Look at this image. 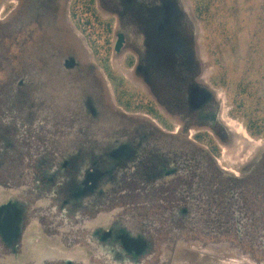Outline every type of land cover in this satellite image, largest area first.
<instances>
[{
    "label": "rangeland",
    "instance_id": "374dc122",
    "mask_svg": "<svg viewBox=\"0 0 264 264\" xmlns=\"http://www.w3.org/2000/svg\"><path fill=\"white\" fill-rule=\"evenodd\" d=\"M72 1L0 0V264L86 212L91 264H264V0H94L104 65Z\"/></svg>",
    "mask_w": 264,
    "mask_h": 264
},
{
    "label": "flooded vegetation",
    "instance_id": "af4514ba",
    "mask_svg": "<svg viewBox=\"0 0 264 264\" xmlns=\"http://www.w3.org/2000/svg\"><path fill=\"white\" fill-rule=\"evenodd\" d=\"M148 108H149V112L147 115L149 116L153 115L154 112H153L152 102L151 103L149 102ZM240 133L242 134L244 138H248L244 132H240ZM207 146L210 147L208 144ZM92 178L93 176L91 173L85 175L86 182L92 181ZM72 211H74V209ZM89 216L90 215L86 212L83 216H81L80 214L78 218L72 215L65 216L68 221H62V219L60 218L54 220V222L52 221L51 224L53 223L52 224L53 228L51 227L52 235H50L52 237L47 238L46 240L41 238L42 241L40 242V244H36V245H44L48 247L51 254L47 258L40 259L38 263L40 264L41 263L42 264H91L92 237L86 230V226H87V225L85 226L86 220L83 219L85 217L89 218ZM81 218L82 220H79ZM213 219H214V216H213ZM40 225L41 227L47 226L44 224L42 220H40ZM6 229H7L5 232L6 236L10 235L12 231V224H9L6 227ZM43 233L46 235L48 234L47 232H44V231ZM106 234L107 233H102L101 237L99 236L94 237V239H99V243L103 242L105 243L106 246L110 245V246H114V248L116 247L115 249L111 247V249H114L115 252H112V253L105 252V253H100L97 255L103 258L104 260H112V262H114L115 259L117 260L120 259L121 261L127 260V261L133 262L134 260H137L144 256H146L147 260L151 256H153L152 252L149 251V249L147 248L144 249V244H148L144 240H142L141 242L138 238H133V239L124 238L123 240H120L119 238H117L116 240H112L113 238L111 237L109 238L105 236ZM147 240L149 241V239ZM48 241H50V243ZM126 241L127 243H125ZM76 247H79V248H76ZM120 250H123V252H121ZM142 250L144 251L142 252ZM108 254L111 255V259L107 258ZM118 262L120 261H117V263L115 261L114 263L118 264ZM102 264H106V263H102ZM126 264H131V263L126 262Z\"/></svg>",
    "mask_w": 264,
    "mask_h": 264
},
{
    "label": "trees",
    "instance_id": "16d2710c",
    "mask_svg": "<svg viewBox=\"0 0 264 264\" xmlns=\"http://www.w3.org/2000/svg\"><path fill=\"white\" fill-rule=\"evenodd\" d=\"M70 12L73 22L75 23L77 28L81 30L82 33L86 36L88 44L92 49L94 59L100 65L106 64L108 61L109 54L108 45L109 35L111 33L112 28L111 24L103 20V18H101L100 16H98L94 6V0H73L70 7ZM195 13L199 20H206L204 17H206L209 13L208 2L202 4L199 2V0H195ZM99 29L101 31L104 30V40ZM117 101L120 103L119 96H117ZM148 104H146L145 106L136 107L134 108V110L148 114ZM246 129L252 137L257 136L251 131L248 126ZM209 146H211L210 143Z\"/></svg>",
    "mask_w": 264,
    "mask_h": 264
}]
</instances>
